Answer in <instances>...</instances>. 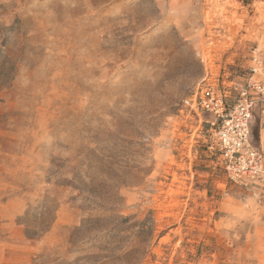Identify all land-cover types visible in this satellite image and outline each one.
<instances>
[{
    "label": "rangeland",
    "instance_id": "obj_1",
    "mask_svg": "<svg viewBox=\"0 0 264 264\" xmlns=\"http://www.w3.org/2000/svg\"><path fill=\"white\" fill-rule=\"evenodd\" d=\"M255 50L264 0H0V264H264V181L183 108Z\"/></svg>",
    "mask_w": 264,
    "mask_h": 264
},
{
    "label": "built area",
    "instance_id": "obj_2",
    "mask_svg": "<svg viewBox=\"0 0 264 264\" xmlns=\"http://www.w3.org/2000/svg\"><path fill=\"white\" fill-rule=\"evenodd\" d=\"M251 77L240 97L231 102L226 92L209 83L205 77L196 91L183 100V108L200 117L209 114V150L235 182L264 181V149L251 143V122L254 111L264 112V58L255 50Z\"/></svg>",
    "mask_w": 264,
    "mask_h": 264
}]
</instances>
